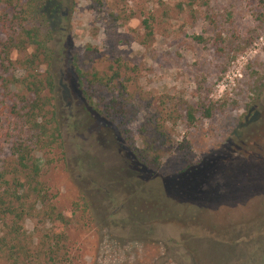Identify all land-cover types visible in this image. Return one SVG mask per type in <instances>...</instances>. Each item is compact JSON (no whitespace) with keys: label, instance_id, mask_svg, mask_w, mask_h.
Listing matches in <instances>:
<instances>
[{"label":"rangeland","instance_id":"obj_1","mask_svg":"<svg viewBox=\"0 0 264 264\" xmlns=\"http://www.w3.org/2000/svg\"><path fill=\"white\" fill-rule=\"evenodd\" d=\"M58 1L47 119L59 123L64 153L55 152L42 178L74 220L70 239L88 251L85 264H264V0ZM116 71L108 84L93 80ZM107 107L114 122L102 115ZM154 136L163 173L178 172L187 158L211 159L201 222L212 237L189 242L195 261L187 243L166 245L188 236L177 222L154 227L155 241L118 242L111 235L120 230L102 224L97 237L73 215L83 193L93 214L107 217L104 194L124 198L138 176L128 143L141 147Z\"/></svg>","mask_w":264,"mask_h":264},{"label":"trees","instance_id":"obj_2","mask_svg":"<svg viewBox=\"0 0 264 264\" xmlns=\"http://www.w3.org/2000/svg\"><path fill=\"white\" fill-rule=\"evenodd\" d=\"M59 5L58 0H0V264H85L87 258L88 251L70 239L74 220L58 209L42 178L44 168L53 165L55 152L64 153L59 123L47 119L55 89L51 26ZM15 53L23 56L14 58ZM73 64L83 84L87 74L79 68L77 56ZM114 73L109 78L94 73L93 80L108 84L121 75ZM83 93L87 100L92 98L88 90ZM112 103L117 112L114 99ZM114 113L107 107L102 115L114 122ZM193 115L187 110V119ZM211 115L207 108L205 116ZM157 139L145 140L141 147L128 143L127 157L138 176L124 198L115 192L104 194L107 217L94 215L93 203L83 193L73 215L82 221L81 227L91 224L97 237L102 224L112 232L120 230L111 235L118 242L155 241L154 227L177 222L188 236L169 238L166 245L179 249L187 243V259L195 261L193 253L198 250L189 242L212 237L201 222L211 201L210 192L202 189L211 181V159L187 158L178 172L163 173L160 155L151 153L150 144L157 145Z\"/></svg>","mask_w":264,"mask_h":264}]
</instances>
